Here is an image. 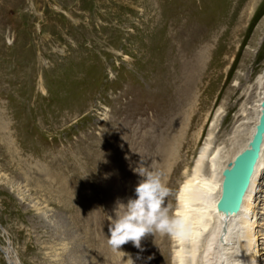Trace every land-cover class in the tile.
<instances>
[{"label":"rangeland","instance_id":"obj_1","mask_svg":"<svg viewBox=\"0 0 264 264\" xmlns=\"http://www.w3.org/2000/svg\"><path fill=\"white\" fill-rule=\"evenodd\" d=\"M263 68L264 0H0V264L133 258L108 245L109 220L157 134L186 110L208 116L179 160L210 131L226 146ZM256 196L264 209V176ZM255 229L264 247L263 211Z\"/></svg>","mask_w":264,"mask_h":264},{"label":"bare ground","instance_id":"obj_2","mask_svg":"<svg viewBox=\"0 0 264 264\" xmlns=\"http://www.w3.org/2000/svg\"><path fill=\"white\" fill-rule=\"evenodd\" d=\"M252 89L253 92H251ZM252 89L250 91L247 88L244 92L243 95L246 96L247 101L243 105L241 104L239 111L235 112L233 116V125L229 130L230 136L227 137L229 143L226 146H221L222 142H213L209 138L213 132H208L203 146L188 165L179 158L186 153H194V145L200 136L201 126L198 127L191 139L188 136V131L193 125H198L199 122L201 124L203 120H206L208 114L203 116L204 119L202 116L196 115L191 118L190 113L182 110L183 113L179 119L170 118L168 120L171 126L169 131L165 129L160 132L159 135L162 133L164 135L159 139L157 134L154 142L157 145L154 146L152 143L154 148H151L152 151L149 152L151 167L145 164L147 165L146 170L159 171L162 174V180L171 190L166 206L169 208V215L177 223L171 232H157L143 238L141 247L133 249V258L131 255L128 257L125 253L129 248L125 251L120 250L123 251L122 253L117 250L119 253L117 252L116 256L121 253L124 264H151V260L152 264H164L166 260H169V264H262L260 263L262 262L260 261V248L264 247H258L260 242L255 228L258 225V214L261 211L264 212V209L256 210L254 203L257 201L256 191L260 180L264 176V131H262L258 158L239 209L231 211L218 206L224 178L223 170L231 167L240 152L250 148L252 136L257 126L260 125L259 119L264 113V107L261 105L264 100V68L256 76L255 86ZM188 97L189 93L185 101L188 100ZM193 119L197 121L192 122ZM165 121L164 123H166ZM176 121L178 125L176 131L173 129L174 133L172 126ZM132 138L135 139V137ZM128 146L127 148H129ZM133 148L134 146L132 150ZM182 149H185L183 153ZM181 169V179L178 182L175 176ZM67 237L74 238L69 233H67ZM168 239L172 243L173 250L171 252H168L169 248L167 249L166 246ZM125 247L127 246L125 245ZM114 250L112 252L115 254ZM82 252L77 247L70 252L69 256L75 262ZM128 252L131 254L132 251L129 249Z\"/></svg>","mask_w":264,"mask_h":264},{"label":"clouds","instance_id":"obj_3","mask_svg":"<svg viewBox=\"0 0 264 264\" xmlns=\"http://www.w3.org/2000/svg\"><path fill=\"white\" fill-rule=\"evenodd\" d=\"M142 179L135 187V198L127 202L117 200L114 218L109 220L108 245L120 250L129 242L140 248L141 240L154 233L171 232L177 221L169 215L166 206L171 190L159 171H138Z\"/></svg>","mask_w":264,"mask_h":264},{"label":"water","instance_id":"obj_4","mask_svg":"<svg viewBox=\"0 0 264 264\" xmlns=\"http://www.w3.org/2000/svg\"><path fill=\"white\" fill-rule=\"evenodd\" d=\"M261 105L264 107V100ZM259 121L260 125L252 136L250 148L240 152L231 167L223 170L222 192L218 201V206L222 209L231 211L239 209L258 158V149L262 142V131H264V113Z\"/></svg>","mask_w":264,"mask_h":264}]
</instances>
